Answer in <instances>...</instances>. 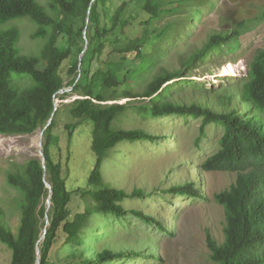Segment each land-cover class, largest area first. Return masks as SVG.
I'll return each mask as SVG.
<instances>
[{
    "label": "trees",
    "instance_id": "trees-1",
    "mask_svg": "<svg viewBox=\"0 0 264 264\" xmlns=\"http://www.w3.org/2000/svg\"><path fill=\"white\" fill-rule=\"evenodd\" d=\"M108 1L52 0L53 15L40 0H0V134H32L43 129L53 115L56 98L62 101L69 94L59 95L66 87L60 68L71 56L72 48L60 47L58 39L61 35H74V17L85 19L87 16L81 9L86 12L90 10L88 24L77 31L81 36L87 31L89 49L95 45L94 51L101 54L106 44L112 46L105 65L93 73L88 84L82 85L79 80L76 82L80 73L78 62L72 64L69 70L70 76L74 78L68 86H72L73 90L82 88L83 91L82 97L75 99L70 107V112L75 118L90 120L93 124L92 149L97 159L89 181L101 187L88 191L86 195L93 199L95 205L87 206L85 211L71 218L72 192L63 176L60 161L62 149L59 137L54 133L56 111L53 122L44 131L46 169L39 159L34 158L23 166L21 174L10 173L8 176L10 184L24 194L21 223L16 234L5 226L0 210V241L12 251L10 264H37L38 247L41 250L40 264H51V254L61 230L66 235L64 244L67 247L81 244L84 239H90L88 230L93 217L102 216L105 222L111 218L126 222L131 214L168 231L153 215L145 214L142 210L129 211L123 206L124 200L143 197L142 189L128 194L103 181L104 161L116 147L123 142L156 139L154 134L142 128L113 127L116 118L129 110L154 119L171 115L202 118L198 144L210 123L223 128L220 147L204 161L201 168L204 171L235 172L237 177L228 189L215 194L216 201L225 210V240L218 242L208 231L209 256L215 264H264V49H259L249 63L248 74L240 80L237 95L223 93L228 86L225 90L217 88L219 93L213 97V101L218 100L223 105L233 103L238 96L250 108L248 110L227 107L219 111L204 103L188 104L172 99L179 88L192 81L182 79L183 69L170 70L165 67L146 85L145 90H130L126 93L130 98L141 97L143 101L137 104H106L110 100L108 90L120 86L124 81L128 82L133 76L126 62L136 59L144 62L156 44H159L160 49H165L170 40L180 36L173 33L165 38L169 32H177V26L167 23L160 30L155 21L163 19L165 15L179 13L182 1L190 0H179L175 9L167 8L170 0H121L111 18L110 29L102 27L97 12V7ZM22 16L30 17L35 23L36 31L32 34L34 40L48 38L39 56L21 52L18 46L21 32L17 26L3 28L4 24ZM92 26L95 28L93 32ZM244 27L245 24L239 22L231 31L211 35L202 48L183 62L184 68L206 62L225 50H236ZM146 64L141 63V67L146 68ZM40 66H44V69H40ZM81 73V79H84L83 68ZM24 77H29L31 84L25 88L16 86L15 81ZM192 88L204 93L202 86L196 83H192ZM66 127L72 135V126L67 124ZM46 180L51 184V189L47 187ZM194 186V183H181L168 192L192 199L203 198L205 195ZM51 192V208L46 213V200ZM46 215L49 225L44 221ZM45 228L46 236L40 241ZM77 254L71 253V257L75 258ZM79 254L80 259L74 264H111L115 260L121 264L125 258L142 257L141 254L114 253L111 250L89 257L81 251Z\"/></svg>",
    "mask_w": 264,
    "mask_h": 264
},
{
    "label": "rangeland",
    "instance_id": "rangeland-1",
    "mask_svg": "<svg viewBox=\"0 0 264 264\" xmlns=\"http://www.w3.org/2000/svg\"><path fill=\"white\" fill-rule=\"evenodd\" d=\"M40 1L55 15L52 0ZM170 1L167 8L175 9L179 0ZM120 4L121 0H110L97 7L102 27L111 28V18ZM178 9L179 13L165 15L163 19L155 22L160 30L167 23L177 26V32L171 31L165 38H169L173 33L180 36L170 40L165 49H160L159 44H156L153 51L148 52L144 62L140 59L126 62V66L132 69L133 76L128 82L124 81L120 86L108 90L110 100L106 101V104H137L143 101L141 97L130 98L126 93L130 90L142 92L165 67L170 70L183 69L182 79L192 81L173 94L174 100L188 104L200 102L219 111L227 107L242 111L250 109L238 96L233 103L227 102L223 105L218 100L213 101V97L219 93L217 88L225 90L228 86L230 87L223 93L237 95L240 80L248 74L249 63L259 49H264V0H190L182 1ZM81 11L87 16L85 19L81 16L74 17V35H61L58 39L60 47L72 48L71 56L60 68L67 87L59 95L69 94L62 101L56 99L58 114L54 128L62 149L60 161L63 165V176L72 192L71 218L78 212L85 211L87 206L95 205L86 193L98 190L101 186L89 181L97 159L92 149L93 124L90 120L75 118L70 112V107L76 98L82 96L83 91L82 88L73 90L72 86L68 87L74 78L70 76L69 70L72 64H79L82 60L81 67L84 69L85 78L81 79L80 76L79 82L86 85L91 81L93 73L105 65L112 49L110 44H106L103 52L99 54L94 51L95 45L90 49L88 45L83 54L86 40L84 34L81 36L77 31L88 24L89 10ZM239 22H243L245 27L238 38L236 50H225L215 58L201 62L202 64L184 68L183 62L189 55L202 48L211 35L231 31ZM11 26L20 29L21 39L18 46L21 52L39 56L48 38H32L36 25L31 18H14L4 24L3 28ZM91 29L93 32L94 26ZM141 63H147V67L142 68ZM39 68L44 69V66ZM192 83L202 86L204 93L195 91ZM15 84L25 88L31 84V80L24 77L16 80ZM202 123V118L178 115L154 119L145 118L132 110L120 114L113 122L115 129L142 128L154 134L156 139L135 143L123 142L116 147L102 167L104 184L123 189L128 194L142 189L143 197L124 200L123 206L129 211L136 209L153 215L168 231L131 214L126 222L116 218L105 222L102 216L93 217L90 219L88 230L90 239H84L81 244L67 247L64 244L66 235L61 230L51 254V264H74L80 259V251L89 257L104 250L142 255L141 258H125L121 264H215L209 256L207 233L210 231L219 242L225 237V211L215 200V194L228 189L235 182L237 174L220 170L204 171L201 168L204 161L220 147L219 140L223 133L221 126L210 123L206 126L205 136L198 144ZM67 124L72 126V135L66 127ZM42 131L43 129H38L32 134H0V140H4L0 142V210L5 226L15 234L21 223L24 194L10 184L8 176L10 173L21 174L24 171L23 166L31 159H42L44 133L40 138L41 148L33 149L35 154L11 150V147L16 144L29 145L31 139L40 136ZM181 183H194V188H198L205 196L192 199L190 196L168 192L173 186ZM44 221L46 222V218ZM76 252L77 256L71 257V253ZM11 260V249L0 241V264H10ZM117 261L111 264H119Z\"/></svg>",
    "mask_w": 264,
    "mask_h": 264
},
{
    "label": "water",
    "instance_id": "water-1",
    "mask_svg": "<svg viewBox=\"0 0 264 264\" xmlns=\"http://www.w3.org/2000/svg\"><path fill=\"white\" fill-rule=\"evenodd\" d=\"M57 110V107H55V110H54V112H53V115H52V117L50 118V120H49V122H48V125L49 124H51L52 122H53V118H54V114H55V111ZM47 125V126H48ZM47 126L43 129V131H42V133H40V135H43V133H44V130L47 128ZM41 140V139H40ZM40 148H41V145H40ZM41 163H42V165H43V167H44V169H46V157H45V154H44V151H43V153H42V159H41ZM44 177L46 178L47 177V173H46V171H45V174H44ZM46 184H47V187L49 188V189H51V184L48 182V181H46ZM51 195H52V192L50 193V195H49V197L47 198V205H46V213L49 211V208H50V205L48 204V202H50L51 203ZM46 225H49V217L46 215ZM46 233H47V229L45 228L44 229V233H43V236H42V238L40 239V241L42 240V239H44L45 238V236H46ZM37 253H38V260H37V264H40V253H41V250H40V248L38 247V250H37Z\"/></svg>",
    "mask_w": 264,
    "mask_h": 264
},
{
    "label": "bare ground",
    "instance_id": "bare-ground-1",
    "mask_svg": "<svg viewBox=\"0 0 264 264\" xmlns=\"http://www.w3.org/2000/svg\"><path fill=\"white\" fill-rule=\"evenodd\" d=\"M33 136V135H32ZM40 138H41V135L40 136H38L37 135V137H33L32 139H31V143L29 144V145H23L22 144V146H19V145H12V147H11V150L13 149V150H22V151H28V152H30V153H32V154H35L36 152H34L33 151V149L35 148V147H40V145H41V140H40ZM1 141H4V140H0V142ZM21 145V144H20ZM48 204L49 205H51V203L50 202H48Z\"/></svg>",
    "mask_w": 264,
    "mask_h": 264
},
{
    "label": "clouds",
    "instance_id": "clouds-1",
    "mask_svg": "<svg viewBox=\"0 0 264 264\" xmlns=\"http://www.w3.org/2000/svg\"><path fill=\"white\" fill-rule=\"evenodd\" d=\"M89 14H90V10H89ZM86 32H87V31H84V35H85L84 37H85V40H86V45H85V48H84L83 54L87 51V49H88V45H89V39H88V37H87V33H86ZM81 65H82V60H81L80 63H79V71H80V73H79V75H78V78H77L76 82H78L79 77L81 76V69H82ZM66 87H67V86H66ZM66 87H65V88H66ZM68 87H69V86H68ZM72 89H73V87H72ZM61 91H63V89H62ZM61 91H60V92H61ZM65 91H68V90H65ZM81 97H82V96H80V97H78V98H81ZM56 99H57V98H56ZM76 99H77V98H76ZM55 107H58V103H57L56 101H55ZM56 111H57V110H56ZM56 111H55V112H56ZM47 125H48V124H47ZM47 125H46V126H47ZM49 125H50V124H49ZM49 125H48V126H49ZM46 126H45V127H46ZM45 127H44V128H45ZM44 128H43V129H44ZM44 131H45V130H44ZM43 143H44V142H43ZM43 151H44V149H43ZM44 154H45V153H44ZM39 160H40V159H39ZM40 161H41V160H40ZM46 173H47V172H46ZM46 181H47V180H46ZM215 200H216V199H215ZM220 205H221V204H220ZM50 206H51V205H50ZM224 211H225V210H224ZM225 226H226V219H225ZM224 229H225V227H224ZM211 235H212V234H211ZM224 235H225V233H224ZM213 238H214V237H213ZM214 239H215V238H214ZM216 240H217V239H216ZM224 240H225V237H224ZM224 240H223V241H224ZM217 241H218V240H217ZM223 241H222V242H223ZM218 242H219V241H218ZM222 242H220V243H222ZM209 252H210V251H209ZM209 254H210V253H209Z\"/></svg>",
    "mask_w": 264,
    "mask_h": 264
}]
</instances>
